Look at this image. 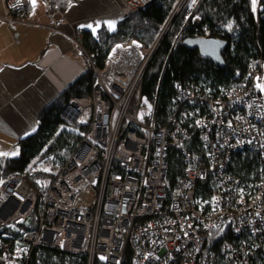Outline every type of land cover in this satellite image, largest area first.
I'll list each match as a JSON object with an SVG mask.
<instances>
[{"label":"built area","instance_id":"2783aa9c","mask_svg":"<svg viewBox=\"0 0 264 264\" xmlns=\"http://www.w3.org/2000/svg\"><path fill=\"white\" fill-rule=\"evenodd\" d=\"M121 1L125 18L157 0ZM187 1L177 3L153 46L134 38L116 43L102 68L81 37L74 39L75 52L96 83L90 93L73 96L61 117L65 126L86 129L68 160L52 167V180L41 194L26 182L27 171L0 181V264H45L39 257L49 252L56 262L73 255L86 256V264H122L127 247L133 264H254L264 247V178L250 190L228 166L240 151L264 159V94L258 81L263 71L254 67L242 86L233 84L218 97L196 84L179 88L176 114L183 123L174 115L158 125L156 105L142 93L144 74ZM29 5V0H7L8 15L0 21L16 28ZM198 6L185 26L201 25ZM210 37L206 27L194 36ZM133 42L138 51L131 66L115 52ZM192 120L205 154L184 150L186 167L169 194V152L190 139L183 124ZM212 176L217 193L203 209L196 188ZM228 225L248 235L236 244L225 242L219 252L212 245L213 230Z\"/></svg>","mask_w":264,"mask_h":264},{"label":"trees","instance_id":"16d2710c","mask_svg":"<svg viewBox=\"0 0 264 264\" xmlns=\"http://www.w3.org/2000/svg\"><path fill=\"white\" fill-rule=\"evenodd\" d=\"M76 1L48 0L50 12H63ZM178 1L157 0L143 10L122 17L112 27L79 29L78 35L94 63L102 68L117 41L136 38L147 45H153ZM258 4L253 3V0H203L197 10L202 18L199 26H185L190 13L188 8L181 9L176 15L144 74L142 84V93L156 105L158 125L167 123L174 115L183 123L180 115L176 114L175 101L179 88L188 90L192 84H196L204 92L218 97L233 84L242 86L254 67L258 69L260 63H264V0H259ZM205 27L211 36L227 41V47L222 52L224 66L203 58L197 48L188 47L184 43L185 39L194 37L196 31ZM95 83L96 76L88 67L42 109L38 115L36 131L18 140L19 153L15 156H0V181L27 171L24 178L36 192L41 194L48 187L52 180L51 170L38 169L36 166L40 162L49 163L52 167L65 163L73 153L86 127L65 126L61 113L73 96L90 93ZM183 125L188 129L190 139L181 148H173L169 152V194L176 178L183 174L186 167L184 150L191 154H205L202 134L195 126V121ZM228 170L240 177L246 187L254 190L256 182L264 178V159L254 151L235 152L231 155ZM216 193L214 176L199 181L196 188L198 205L208 209ZM247 235L248 232L236 234L228 225L214 229L211 241L220 252L225 242L236 244ZM259 250L253 258L254 264H264V247ZM218 255L223 262L224 255ZM39 258L45 264H86V256H60L59 262H56L54 253L49 252V256ZM95 264L102 263L96 261ZM122 264H133V251L130 247H127Z\"/></svg>","mask_w":264,"mask_h":264},{"label":"crops","instance_id":"0c3cea01","mask_svg":"<svg viewBox=\"0 0 264 264\" xmlns=\"http://www.w3.org/2000/svg\"><path fill=\"white\" fill-rule=\"evenodd\" d=\"M29 2L23 24L0 21V156H15L42 109L88 68L75 52L78 30L122 18L121 0H78L54 13L48 0ZM2 3L0 17L8 15L7 0Z\"/></svg>","mask_w":264,"mask_h":264},{"label":"water","instance_id":"95a60500","mask_svg":"<svg viewBox=\"0 0 264 264\" xmlns=\"http://www.w3.org/2000/svg\"><path fill=\"white\" fill-rule=\"evenodd\" d=\"M184 43L188 47L197 48L203 58L209 59L219 66L225 65L222 52L227 47V41L211 36L206 39L187 38Z\"/></svg>","mask_w":264,"mask_h":264},{"label":"rangeland","instance_id":"374dc122","mask_svg":"<svg viewBox=\"0 0 264 264\" xmlns=\"http://www.w3.org/2000/svg\"><path fill=\"white\" fill-rule=\"evenodd\" d=\"M181 1V0H180ZM179 1V2H180ZM77 2V1H76ZM76 2H74V3H76ZM179 2H177L178 4H179ZM203 2V0H188L187 2H186V4L184 5V7L182 8V9H184V8H188V10H189V12L191 11L192 12V10L195 8V6L196 5H198L199 4V6H200V4ZM176 3V5L174 6V9H173V12H174V10L176 9V6H178V4ZM255 3H257V0H255ZM2 0H0V7L2 6ZM72 5V4H71ZM70 5V6H71ZM123 5V4H122ZM259 5V4H258ZM199 6H198V8H199ZM122 9H123V6H122ZM8 11V10H7ZM190 12V13H191ZM190 13H189V15H190ZM121 16H122V14H121ZM188 18V17H187ZM166 25H167V23H166ZM166 25L163 27V29L161 30V33H160V36H161V34H162V32H163V30H164V28L166 27ZM101 26H107V25H105V24H102V25H100L99 27H96L95 29H92V30H96V29H98V28H100ZM108 27H112V26H108ZM169 28H170V26H169ZM168 28V29H169ZM78 37H81V36H77L76 38H78ZM75 38V39H76ZM131 38H128V39H125V40H120V41H117L116 43H119V42H127V41H129ZM134 39H136V38H134ZM138 40V39H137ZM140 41V40H139ZM142 42V41H141ZM115 43V44H116ZM144 43V42H143ZM114 44V45H115ZM146 44V43H145ZM113 45V46H114ZM151 46H153V45H149V47H151ZM81 59H82V57H81ZM82 61H84L83 59H82ZM260 70H262L263 71V73L261 74V76L258 78V81L260 82V89L262 90L261 92L264 94V66L263 67H258ZM146 110H149L150 108H151V105L150 104H148V102H146ZM67 127H71V126H67ZM14 154L16 155V154H18L19 153V148H18V146H15V148H14ZM62 164V163H61ZM61 164H57V165H61ZM57 165H54V166H57ZM46 166V167H45ZM53 166V167H54ZM52 165L51 164H49V163H46V162H40V163H38L37 164V166H36V168H38V169H42V170H51L52 168ZM46 181V180H45ZM50 184V183H49ZM39 192H42V191H39Z\"/></svg>","mask_w":264,"mask_h":264},{"label":"bare ground","instance_id":"6f19581e","mask_svg":"<svg viewBox=\"0 0 264 264\" xmlns=\"http://www.w3.org/2000/svg\"><path fill=\"white\" fill-rule=\"evenodd\" d=\"M137 51L138 49H136V45L133 42V45H131V43L121 45L116 50L115 55L119 57H123L124 59L128 61L129 65L134 66L135 60L132 61L131 59H135L136 56L133 57V55L136 54Z\"/></svg>","mask_w":264,"mask_h":264},{"label":"snow or ice","instance_id":"6c2138e0","mask_svg":"<svg viewBox=\"0 0 264 264\" xmlns=\"http://www.w3.org/2000/svg\"><path fill=\"white\" fill-rule=\"evenodd\" d=\"M33 3H35V0H33ZM253 3H255V0H253ZM89 27H91V25H89Z\"/></svg>","mask_w":264,"mask_h":264}]
</instances>
